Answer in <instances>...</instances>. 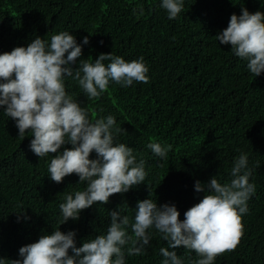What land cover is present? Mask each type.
<instances>
[{
  "label": "trees",
  "instance_id": "1",
  "mask_svg": "<svg viewBox=\"0 0 264 264\" xmlns=\"http://www.w3.org/2000/svg\"><path fill=\"white\" fill-rule=\"evenodd\" d=\"M161 4L162 0H0V54L27 47L36 37L50 42L51 35L66 31L82 47L73 69L80 59L111 53L127 62L143 57L149 69L147 83L121 87L110 81L105 92L91 99L77 81L65 77L66 92L88 110L90 121L115 117L116 126L125 131L115 135L114 143L133 149L137 162L145 161L147 175L127 193L114 194L107 204L95 203L81 211L78 220L62 225L59 204L64 194L84 190L87 182L79 184L75 174L60 184L51 181L48 165L56 154L37 157L29 147L30 133L20 138L16 122L0 109V258L20 259L22 246L59 227L65 234L74 231L80 247L106 234L110 211L121 206V215L131 223L137 202L149 198L158 207L174 204L183 221L184 213L204 195L195 191V182L206 185L215 176L221 184L230 183L234 161L244 153L255 192L242 218L239 244L214 264H264V73L251 74L247 61L236 57L231 45L214 38L242 8L264 13V0H184L174 20ZM152 141L171 146L165 157L148 148ZM64 148L71 145L58 151ZM90 159H96L95 152ZM127 232L132 235L131 227ZM147 232L150 241L144 254L128 256L131 245L124 246L125 264H162L160 248L167 242L154 227ZM169 250L176 251L182 264L200 258L184 247Z\"/></svg>",
  "mask_w": 264,
  "mask_h": 264
},
{
  "label": "clouds",
  "instance_id": "2",
  "mask_svg": "<svg viewBox=\"0 0 264 264\" xmlns=\"http://www.w3.org/2000/svg\"><path fill=\"white\" fill-rule=\"evenodd\" d=\"M183 3L162 0L161 7L168 19L174 20L182 12ZM140 12L142 15V8ZM214 38L219 44L231 45V52L247 61L251 74L259 77L264 73V13L242 8L241 15H231L227 28ZM88 43V37H84L83 44ZM81 56L82 47L66 31L51 35L50 42L36 37L27 47L0 54V109L16 122L18 136L24 138L30 133V150L39 158L56 154L48 165L51 181L60 184L75 174L79 184L87 182L84 190L64 194V202L59 204L61 225L78 220L81 211L95 203L107 204L114 194L127 193L142 184L147 175L145 161L137 162L133 149L114 143L115 135L125 131L116 126L115 117L90 121L88 110L66 92L64 83L65 77L73 78L90 99L105 92L110 81L121 87H129L134 81L147 83L149 69L143 57L127 62L112 53L100 54L95 60L80 59L78 68L73 69L71 65ZM66 144L71 148L60 153L58 150ZM148 148L163 158L171 146L152 141ZM93 152L96 159H90ZM250 176L248 156L241 153L231 168L230 183L221 184L215 176L206 185L195 182V191L204 195L184 213L183 221L174 204L158 207L149 198L137 202L131 223L127 215H121V206L110 211L106 234L85 240L80 247L74 231L65 234L59 227L22 246L20 259L0 258V264H125L124 246L131 245L128 256L144 254L150 241L147 230L153 227L168 245L160 248L162 264H182L176 251L169 250L179 247L200 257L194 264H214L218 256L235 250L243 235L242 218L255 192Z\"/></svg>",
  "mask_w": 264,
  "mask_h": 264
},
{
  "label": "rangeland",
  "instance_id": "3",
  "mask_svg": "<svg viewBox=\"0 0 264 264\" xmlns=\"http://www.w3.org/2000/svg\"><path fill=\"white\" fill-rule=\"evenodd\" d=\"M94 117H95V114H94V113H92V114H91V118H94Z\"/></svg>",
  "mask_w": 264,
  "mask_h": 264
}]
</instances>
